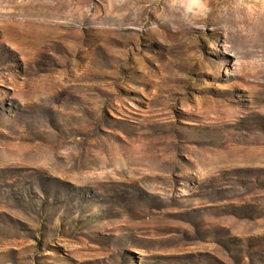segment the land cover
I'll return each instance as SVG.
<instances>
[{"label": "rangeland", "instance_id": "374dc122", "mask_svg": "<svg viewBox=\"0 0 264 264\" xmlns=\"http://www.w3.org/2000/svg\"><path fill=\"white\" fill-rule=\"evenodd\" d=\"M0 264H264V0H0Z\"/></svg>", "mask_w": 264, "mask_h": 264}, {"label": "bare ground", "instance_id": "6f19581e", "mask_svg": "<svg viewBox=\"0 0 264 264\" xmlns=\"http://www.w3.org/2000/svg\"><path fill=\"white\" fill-rule=\"evenodd\" d=\"M191 1V0H190ZM193 1H195V0H193Z\"/></svg>", "mask_w": 264, "mask_h": 264}]
</instances>
